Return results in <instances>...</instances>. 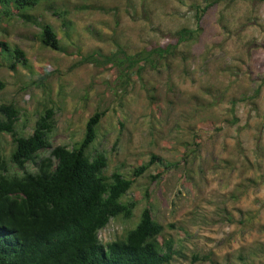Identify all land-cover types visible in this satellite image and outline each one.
I'll use <instances>...</instances> for the list:
<instances>
[{"label":"rangeland","instance_id":"1","mask_svg":"<svg viewBox=\"0 0 264 264\" xmlns=\"http://www.w3.org/2000/svg\"><path fill=\"white\" fill-rule=\"evenodd\" d=\"M212 1L58 0L69 26L46 4L33 11L55 28L68 53L44 47L38 25L4 22L0 38L23 48L29 66L0 67L7 83L0 104L21 109L23 135L52 108V144L70 148L83 139L88 119L107 109L90 148L106 153L107 175L130 177L153 154L162 157L157 166L166 168L164 175L152 183L153 166L138 179L125 197L142 200L133 219L113 218L100 232L103 243L135 227L151 202L188 258L213 252L222 263L242 264L237 258L243 253L249 264H264V0H217L196 40L126 86L117 67L80 64L77 57L167 43L184 27L196 29L197 7ZM0 139L9 158L12 137ZM12 171L21 173L14 166Z\"/></svg>","mask_w":264,"mask_h":264},{"label":"trees","instance_id":"2","mask_svg":"<svg viewBox=\"0 0 264 264\" xmlns=\"http://www.w3.org/2000/svg\"><path fill=\"white\" fill-rule=\"evenodd\" d=\"M216 1L197 7L196 29L184 27L167 43L136 53L119 48L110 54H78L79 63H93L107 70L117 67L120 81L126 86L135 75L141 77L147 67L158 69L166 65L178 55L182 44L196 40L208 9ZM44 4L62 19L63 26L72 25L66 18L65 5L58 0H0V30L4 31V22L15 19L38 25L37 39L44 47L68 53L55 28L33 13ZM19 66H29L25 50L0 38V67L16 71ZM6 87L7 83L0 80V92ZM107 112L105 109L94 113L86 123L83 139L70 148L52 144L51 135L56 129L52 108L38 115L30 135H23L18 130L21 109L14 102L0 104V136L9 134L13 141L7 158L0 139V264H181L178 258L192 264H225L213 252L188 258L182 240L159 221L151 202L124 236L102 242L100 232L113 218L133 219L142 200L126 201L125 197L138 179L155 166L151 182H158L166 169L157 166L163 160L153 154L147 163L135 167L130 177L119 171L107 175L106 153L90 149L98 140V126ZM45 151L48 154H43ZM12 166L21 173L12 171ZM148 196L146 191L143 198ZM169 227L175 229L174 224ZM180 229L189 233L184 227ZM260 250L264 253V245ZM237 259L249 264L243 253Z\"/></svg>","mask_w":264,"mask_h":264}]
</instances>
